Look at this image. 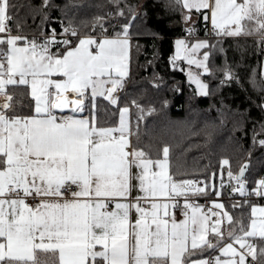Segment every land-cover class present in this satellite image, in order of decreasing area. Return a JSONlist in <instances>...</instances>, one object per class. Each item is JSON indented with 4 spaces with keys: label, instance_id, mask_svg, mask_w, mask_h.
<instances>
[{
    "label": "snow or ice",
    "instance_id": "obj_1",
    "mask_svg": "<svg viewBox=\"0 0 264 264\" xmlns=\"http://www.w3.org/2000/svg\"><path fill=\"white\" fill-rule=\"evenodd\" d=\"M175 4L185 23L196 13L217 36H257L264 45V0ZM12 7L10 0H0V264H249V257L252 264H264V246L249 240H264V207H252L254 218L247 230L240 222L237 235L238 222L222 203L213 202L221 211L209 209V215L189 200L207 195L214 185L177 180L170 172L168 146L153 159L132 145L139 123L134 131L127 106L119 109L117 126L99 125L97 98L118 105L115 94L128 76L130 25L114 37L97 39L80 37L69 24L63 32L75 37V44L57 39L55 29L38 43L12 34ZM102 21L96 18L106 32ZM187 31L192 35L195 29ZM214 47L207 40H177L172 62L186 60L208 73ZM226 76L232 78L230 72ZM189 79L199 95L209 94L208 85L191 72ZM20 86L30 90L31 115L16 114V97L9 89ZM89 100L91 113L83 116ZM245 168L235 175L229 168V180L236 182L232 190L264 197V179L246 191ZM134 190L139 194L132 197ZM208 249H218L220 256L193 258Z\"/></svg>",
    "mask_w": 264,
    "mask_h": 264
},
{
    "label": "trees",
    "instance_id": "obj_2",
    "mask_svg": "<svg viewBox=\"0 0 264 264\" xmlns=\"http://www.w3.org/2000/svg\"><path fill=\"white\" fill-rule=\"evenodd\" d=\"M139 1L118 0L117 6L114 0H49L45 7L44 0H10L15 5L10 8V27L12 33L37 40L38 35L52 33L53 29L64 33L69 24L80 36L116 35L124 25H130L129 74L118 95V105L97 98L99 124H115L119 109L127 106L134 131L139 123L138 138H131L132 145L152 158L160 157L163 147L168 146L170 172L175 178L199 177L214 185L215 189L210 187L205 196L221 193L226 210L238 222L235 228L239 235L240 222L246 229L250 204L264 202V197L239 194L241 198L229 201L223 173L230 168L235 175L247 163V192L256 187L260 174L264 176V144L260 143L264 140V45L259 37H222L221 53L214 58L218 69L201 71L198 76L208 85L209 94L199 95L196 84L189 79V72L195 73L196 68L182 59L175 64L172 60L175 39L193 27L195 34L204 35L207 22L194 13L196 20L184 26L178 5L164 6L160 1L145 0L136 11ZM119 11L123 15H118ZM98 17L103 18L106 32L96 23ZM196 39L191 38L189 44ZM229 72L231 79L226 76ZM9 91L16 97V114L31 113L28 89L20 86ZM140 109L144 110L143 119H139ZM150 109L154 111L148 114ZM84 113H91L90 100L86 101ZM223 160L229 164L222 165ZM255 244L264 246V240L256 239Z\"/></svg>",
    "mask_w": 264,
    "mask_h": 264
},
{
    "label": "crops",
    "instance_id": "obj_3",
    "mask_svg": "<svg viewBox=\"0 0 264 264\" xmlns=\"http://www.w3.org/2000/svg\"><path fill=\"white\" fill-rule=\"evenodd\" d=\"M145 0H140L139 1V3L137 4V7H136V11L137 10H139L138 8H140L141 7V5L143 4V2H144ZM155 1H160L161 2V4H163L164 6H173V4H175V0H155ZM179 7V6H178ZM179 10H180V12H181V22H182V24L184 25V26H188V25H190V24H192L195 20H196V14H194L193 13V15H192V21L191 22H189V23H185V21H184V19H183V14H182V10L180 9V7H179ZM207 24H209V25H211L210 24V22H207ZM13 35H17V34H15V33H12ZM85 36H89V35H82V36H80V37H85ZM105 36H107V37H109V38H111V37H114L115 35H102V36H100L98 39H101V38H104ZM217 36V35H216ZM218 37H220V38H222V37H235V36H218ZM239 37H244V35H241V36H239ZM250 37H257V36H250ZM128 39H129V49H128V61H127V63H128V74H129V60H130V51H131V39H130V37L128 36ZM176 40H180V38L179 37H177L176 39H175V41ZM197 40H202V39H196V40H194V42H196ZM193 42V43H194ZM76 43V41L74 42V44ZM175 45V44H174ZM175 48V47H174ZM261 74H262V76H263V78H264V60L262 61V63H261ZM28 89V88H27ZM29 89H28V93H29ZM33 105H34V101L32 100V108H33ZM263 107H264V105H263ZM32 114V109H31V113H29V114H23L22 116H27V115H31ZM65 114H71L68 110H65ZM83 116H87L85 113H83L82 114ZM128 119H129V114H128ZM118 123H119V117H118V120H117V122L115 123V124H109V125H102V124H99L100 126H102V127H115V126H117L118 125ZM153 159H156V158H153ZM177 180H181L180 178H176ZM217 192H219V191H217ZM139 193L137 192V191H133L132 192V197H135V196H137ZM201 196H203V195H201ZM205 196V195H204ZM207 197H209V196H207ZM210 198V201H209V203H210V205L212 204V202L214 201V200H221L220 199V195L219 196H217L216 194L214 195V196H211V197H209ZM222 201V200H221ZM223 202V201H222ZM194 204H197V205H199L200 207H201V209H202V211L204 212V213H208L209 215H210V213H209V210H208V208H204V207H202V205L201 204H199V203H194ZM112 207H113V205H110L109 206V210H112ZM252 207H257V208H262V207H264V202H253V203H251L250 204V206H249V208H248V211H249V218H248V221H247V226H246V230L248 229V227H249V225H250V222H251V219H253L254 217L252 216ZM259 217V213H257V217L256 218H258ZM133 218H134V214H133ZM176 218H177V220L178 221H181V220H183L184 219V216L182 215V213H181V211L180 212H176ZM209 224H210V221H209ZM211 225V224H210ZM225 234H227V232L225 233ZM240 235V234H239ZM210 239H212L213 240V242H215V238L214 237H209ZM256 239H259V237H254V238H249V240H250V242H253V243H255V240ZM226 242H228V241H226ZM237 248L239 247L238 245H235ZM216 256H220V252H219V250L218 249H215L213 252L211 251V252H207V251H205L204 253H203V256L202 257H193L194 259H199V258H203V259H212V258H214V257H216ZM221 259H227V257H223V256H221ZM249 259V262L251 261V257H249L248 258Z\"/></svg>",
    "mask_w": 264,
    "mask_h": 264
},
{
    "label": "built area",
    "instance_id": "obj_4",
    "mask_svg": "<svg viewBox=\"0 0 264 264\" xmlns=\"http://www.w3.org/2000/svg\"><path fill=\"white\" fill-rule=\"evenodd\" d=\"M57 34V39H71L72 41H73V43L76 41V38L75 37H72L70 34H65V33H56ZM49 35H51V33H48V34H41V35H38V39L36 40L38 43H42L43 41H44V39H45V37H47V36H49ZM90 36H92V37H95V38H99L100 36H102V34L101 35H90ZM215 36V32H214V30L212 29V26L211 25H207V30H206V33L204 34V35H198V34H195V32H194V34H192V35H190L189 33H188V31L187 30H184L183 31V33L179 36V38L180 39H184V40H186V41H188L189 42V40L191 39V38H197V39H199V38H202V37H206V38H213ZM29 40H34L32 37H27ZM119 93H120V90L115 94L117 97H118V95H119ZM227 172L228 171H224V176L226 177V180H225V184H226V188H225V194H226V199H228L229 201H232V200H234V199H238V198H241V196L239 195V193L238 192H234L232 189H233V187H235L236 186V182L235 181H230L229 180V177H228V175H227ZM258 179L260 180V179H264V176L263 175H259L258 176ZM189 180H194V181H202L203 182V180L201 179V178H199V177H193V178H191V179H189ZM257 196V195H256ZM222 197H220V199H221ZM181 199V203H183V198H180ZM189 200H190V202H192V203H199V204H201L202 205V207H204V208H208V210L209 209H212L213 211H217V209H214L211 205H210V203H209V201H210V198L209 197H207V196H190L189 197ZM28 203L29 204H32V203H34L31 199L28 201ZM176 212H180V209L178 208L177 210H176ZM210 213V212H209ZM216 218L215 217H212L211 218V220H210V224L212 223V221H214ZM224 227H225V229H227V224L225 223V225H224ZM249 264H252V262L250 261L249 262Z\"/></svg>",
    "mask_w": 264,
    "mask_h": 264
},
{
    "label": "rangeland",
    "instance_id": "obj_5",
    "mask_svg": "<svg viewBox=\"0 0 264 264\" xmlns=\"http://www.w3.org/2000/svg\"><path fill=\"white\" fill-rule=\"evenodd\" d=\"M203 40V39H202ZM220 40H221V38H212V39H210V40H207L211 45H214L215 47L214 48H212V49H210V57H209V61L207 62L208 63V67H209V69H211L212 68V70H216V69H218V68H216V62H215V57H216V55L217 54H219V53H221V49H220ZM177 41V40H176ZM176 41H175V45H174V47H175V52H174V56L176 55ZM195 43V42H194ZM203 51H205L204 49H202L201 51H200V53L199 54H197V58L199 59V58H202V52ZM185 61V63L186 64H188L187 63V61L186 60H184ZM189 65V64H188ZM191 67H192V69H195L196 68V66L195 65H190ZM203 72V69H198V68H196L195 69V73H192L194 76H199V73L200 72ZM199 78V77H198ZM213 202H217V203H222L223 204V202L221 201V200H214ZM213 202H212V204H211V206L213 207ZM224 205V204H223ZM217 211H221L220 209H217ZM223 211H227L226 210V208H225V206H224V209H223ZM228 212V211H227Z\"/></svg>",
    "mask_w": 264,
    "mask_h": 264
},
{
    "label": "water",
    "instance_id": "obj_6",
    "mask_svg": "<svg viewBox=\"0 0 264 264\" xmlns=\"http://www.w3.org/2000/svg\"><path fill=\"white\" fill-rule=\"evenodd\" d=\"M244 166H247V163H245L242 167H244ZM242 167H240V169L242 168ZM240 169L237 171V173L236 174H239V172H240Z\"/></svg>",
    "mask_w": 264,
    "mask_h": 264
},
{
    "label": "bare ground",
    "instance_id": "obj_7",
    "mask_svg": "<svg viewBox=\"0 0 264 264\" xmlns=\"http://www.w3.org/2000/svg\"><path fill=\"white\" fill-rule=\"evenodd\" d=\"M70 98H73V97L70 96Z\"/></svg>",
    "mask_w": 264,
    "mask_h": 264
}]
</instances>
